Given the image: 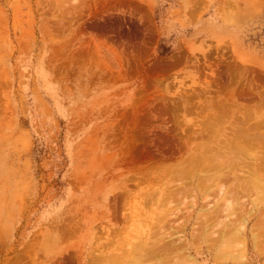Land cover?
I'll list each match as a JSON object with an SVG mask.
<instances>
[{
	"label": "rangeland",
	"instance_id": "rangeland-1",
	"mask_svg": "<svg viewBox=\"0 0 264 264\" xmlns=\"http://www.w3.org/2000/svg\"><path fill=\"white\" fill-rule=\"evenodd\" d=\"M49 1L0 0V264H132L136 243L165 234L186 245L176 264H264V190L247 166L264 159V0H137L154 25L147 53L133 8L62 31L70 17ZM226 143L239 195H219L233 175L196 204L173 190L172 168Z\"/></svg>",
	"mask_w": 264,
	"mask_h": 264
},
{
	"label": "bare ground",
	"instance_id": "bare-ground-1",
	"mask_svg": "<svg viewBox=\"0 0 264 264\" xmlns=\"http://www.w3.org/2000/svg\"><path fill=\"white\" fill-rule=\"evenodd\" d=\"M41 2L42 1H44V0H40ZM48 1V0H47ZM92 1H94V2H96L94 5V8H92L91 6H90V3L92 2ZM46 2V1H45ZM44 2V3H45ZM55 2L57 3V2H59L58 3V6H59V8L61 9V11L63 12V14H61V16L59 17V15H60V13H58V11H57V17H59V18H62V15H64L65 16V18L66 19H69V17H70V20L67 22V20L65 21V22H67V23H63V20H61L62 21V23H63V25H62V23L60 24L59 22H57V21H59V20H57L56 21V19L57 18H55V22H56V24L55 25H59L60 24V26H62L63 27V30L62 31H64L66 28H68V30L70 29V27H72L73 25H75L76 26V28L79 26H81L83 29L84 28H91V27H93V20H94V22H95V20L98 18V17H100V16H102L106 11H108V9L109 10H111V9H113L117 4H120V5H118V6H121V5H123V6H126V8H128V7H130V8H133L134 10H135V13L136 14H138L139 16H141L140 18H141V21H142V23H144L141 27H135V33H134V35L136 36V38H137V46H142L143 48H142V50H143V52H145V53H147L148 52V43H149V40H152V38H153V31H154V25H153V23H152V20H151V17H150V14H149V12H148V10H147V8H146V6H144L143 4H140L141 2H139V1H137V0H55ZM54 2V3H55ZM93 2V3H94ZM43 3V4H44ZM49 3L51 4L52 3V1H49ZM51 4V5H54V6H52L53 8L54 7H56L55 6V4ZM92 3V4H93ZM42 4V5H43ZM49 5V4H48ZM51 5H49L50 7H51ZM46 6H47V4H46ZM48 9V10H50L49 11V13H51L54 9ZM116 8V7H115ZM41 9V8H40ZM52 10V11H51ZM129 10V9H128ZM56 12V11H55ZM133 12V11H132ZM45 13V12H44ZM64 13H67L68 15H69V17L67 16V14H64ZM46 14H48V12L46 11ZM53 16V15H55V14H50L49 16ZM67 16V17H66ZM136 16V15H135ZM74 18L76 19V20H74ZM53 20H52V22H53ZM48 21H50L51 22V20H48ZM90 21H92V22H90ZM49 22V23H50ZM51 22V23H52ZM58 23V24H57ZM53 24V23H52ZM69 24V26H67ZM96 24V23H95ZM121 24V22H120V20H119V23H118V25H120ZM133 25H137L136 24V21L135 20H133V22H132V26ZM49 27H50V25H49ZM56 29H57V26H54ZM80 27V28H81ZM153 27V28H152ZM52 28V27H51ZM61 28V27H60ZM80 28H78V30L80 29ZM56 29H54L53 28V31L55 30V33H57L58 31L57 30H59V28L56 30ZM82 29V30H83ZM88 30V29H87ZM52 30H51V32L50 33H52L53 32ZM57 31V32H56ZM61 30H59V33H61L60 32ZM66 31H67V29H66ZM85 31V30H84ZM79 32V31H78ZM48 33V32H47ZM71 33V32H70ZM74 33V32H73ZM77 33V32H76ZM58 34V33H57ZM53 35V34H52ZM60 35V34H59ZM54 36V35H53ZM61 36V35H60ZM56 37H58V36H56ZM77 37V36H76ZM75 39H77V38H75ZM70 41H72L71 39H70ZM73 43V42H72ZM151 44V43H150ZM130 50V49H129ZM137 50H138V48H137ZM142 50H141V52H142ZM53 55V54H52ZM143 55V54H142ZM142 55H141V57H142ZM129 57H130V55H129ZM143 57H144V55H143ZM145 58H146V55H145ZM147 59V58H146ZM176 61V60H175ZM156 63H157V65H155V66H159V65H162L163 64V62L162 61H156ZM159 64V65H158ZM60 71V70H59ZM59 74V73H58ZM162 109V108H161ZM264 124V123H263ZM258 128V127H257ZM245 130V129H244ZM235 137V136H234ZM260 137V136H259ZM237 146V145H236ZM238 147H239V145H238ZM240 147H242V145H240ZM221 148V147H220ZM220 148L215 152V153H213L212 151H213V149H214V147H213V149H212V147L211 146H209V145H200L197 149H196V147L194 148V149H196V150H194V152H192L191 153V155H189V157L187 158V161H184V162H182V164L180 163V164H177L174 168H172L173 169V172L175 171V176H181V178L184 176L185 178H186V180H183V179H185L184 177L181 179V180H183V181H181V180H179L180 182L176 185V187L173 189V190H177V192L179 191V193H189V194H192V201H193V203L194 204H196V203H198V196H199V194L201 193L202 195H206L209 191H210V189H211V185H215V186H217L218 184V182H220V181H224V180H226L227 178H228V175H233L232 177V179H233V182H235V184L234 185H231L230 183H229V185H228V187L227 186H224L223 184H221V186H219V189H220V194L219 195H221L222 197L221 198H223V197H225V194H231L232 196L234 195V197H235V194H237V195H239L238 193H240V192H242V187H241V183H237L239 180H241V176L242 175H240L239 173L242 171L240 168H239V166L238 165H240L239 163H238V161L234 158V156H232V158H231V160H230V158L229 157H227V152H229V149H230V147L229 148H227V143L225 144V146H223L221 149H224V148H226L225 150H224V154L226 155V157H224V158H219L218 156L217 157H215V155H219V154H221L222 152L220 151ZM237 148H235V150H236ZM250 149V148H249ZM232 150H234V147H232L231 149H230V152L232 153ZM239 150V149H238ZM237 150V152L236 153H238L239 151ZM209 151H210V153H209ZM245 151V150H244ZM168 152V151H167ZM166 152V153H167ZM240 152H241V150H240ZM169 154V153H168ZM229 154V153H228ZM222 155V154H221ZM231 155V154H230ZM220 156V155H219ZM230 160V161H229ZM256 160V159H255ZM246 162V161H245ZM244 162V163H245ZM247 164L249 163V161L248 162H246ZM175 165V164H174ZM243 165H246V164H243ZM250 169V171H251V173L253 174V176H254V178H252V179H250V180H254L253 182H257L258 184H260L261 186L259 187L258 186V184L257 185H255L256 187L258 186L259 188H261L262 190H264V181H262V179H261V177H258L259 175L260 176H262L263 174H264V159L262 160V161H260L259 163L258 162H251L250 163V165H247ZM247 166H244V167H247ZM160 169V168H159ZM224 169H226V170H224ZM162 170V169H161ZM165 170V169H164ZM168 170V169H167ZM171 170V169H170ZM226 171V173L225 174H221V173H224ZM172 172V171H171ZM237 172V173H236ZM160 174V173H159ZM171 174V173H170ZM219 174H221V175H219ZM167 175V174H166ZM256 175H258V176H256ZM150 176H151V174H150ZM164 177V176H163ZM169 177V176H168ZM173 177V176H172ZM252 177V176H251ZM264 177V175L262 176V178ZM158 179H159V177H158ZM172 179H174V178H172ZM171 179V180H172ZM214 179V180H213ZM228 179H230V178H228ZM139 180V179H138ZM235 180V181H234ZM263 180H264V178H263ZM147 181V180H146ZM215 181H217V182H215ZM252 181H250L252 184H255V183H253ZM139 182H141V181H139ZM142 183V182H141ZM162 185H163V183H162ZM249 186V185H248ZM159 187V186H158ZM213 187V186H212ZM250 189H251V187H249ZM254 188V187H253ZM149 189V188H148ZM172 189V188H171ZM156 190V189H155ZM215 190V189H214ZM243 190H245V187H244V189ZM248 190V189H247ZM152 191V190H151ZM261 191V190H260ZM168 192V191H167ZM172 193H173V195L172 196H174L175 194L176 195H179V194H177L176 192L174 193L173 191H171ZM148 193V192H147ZM152 193V192H151ZM168 194V193H167ZM133 195V194H132ZM152 196L154 195V194H151ZM169 195V194H168ZM170 195H171V193H170ZM183 195V194H182ZM229 195H227V196H229ZM230 195V196H231ZM260 195V194H259ZM258 195V196H259ZM118 195H116V197H117ZM148 196V195H147ZM149 196H150V194H149ZM151 196V197H152ZM184 196V195H183ZM183 196H181L180 195V197H179V199L182 197L183 198ZM187 196H189V195H187ZM115 197V195H114V198H116ZM138 197V196H137ZM158 197V196H157ZM157 197L156 198H154V196L152 197V198H150V199H155L156 201L157 200H159V198L157 199ZM170 197V196H169ZM190 197V196H189ZM239 197V196H238ZM176 198H178V197H176ZM186 198V197H185ZM229 198V197H228ZM116 199H118V198H116ZM136 200H137V198H135ZM144 199H145V196H144ZM149 199V198H148ZM150 199H149V201H150ZM264 199V198H263ZM113 200V199H112ZM147 200V199H146ZM154 200V201H155ZM140 201H143L142 200V198H141V200ZM148 201V202H149ZM153 201V200H152ZM162 201V200H161ZM165 201V200H164ZM168 201V200H167ZM171 201V200H170ZM175 201H176V199H175ZM174 201V202H175ZM179 201V200H178ZM235 201V200H234ZM258 201H260V200H258ZM133 202H135V201H133ZM173 202V201H172ZM171 202V203H172ZM187 202H188V200H187ZM140 203H143V202H140ZM139 203V204H140ZM169 202H167L166 204H168ZM192 203V202H191ZM192 203V204H193ZM234 203V202H233ZM148 204V203H147ZM164 204V203H163ZM162 204V205H163ZM184 204H186V203H184ZM222 204V203H221ZM260 204H261V202H260ZM263 204H264V202H263ZM191 205V204H190ZM190 205H189V207H190ZM223 205V204H222ZM226 205V208L225 209H229V210H227V211H230L231 209L230 208H232V210H234L233 208V204H232V202H231V200H229L228 201V203L227 204H225ZM138 206H140V205H138ZM153 206V205H152ZM167 206V205H166ZM184 205H183V203H182V207H183ZM186 206H188V203H187V205ZM196 206V205H195ZM147 207H149L148 205H147ZM150 207H151V204H150ZM165 207V206H164ZM168 207V206H167ZM171 207V206H170ZM143 210H144V208H142ZM151 209V208H150ZM163 209H165V208H163ZM142 210V211H143ZM146 210V209H145ZM175 210V209H174ZM237 210V209H236ZM172 210H170L169 212H171ZM179 211V210H178ZM210 211V210H209ZM214 211H215V209H214ZM139 212H141V210L139 209ZM165 212V211H164ZM173 212V211H172ZM191 212V211H190ZM189 211H188V213H190ZM211 212V211H210ZM142 213V212H141ZM146 213V212H145ZM175 213H177V212H175ZM174 213V214H175ZM179 213V212H178ZM212 213V215H213V213L214 212H211ZM216 213V212H215ZM219 213V212H218ZM229 213V212H228ZM232 213H234V212H232ZM238 213V212H237ZM147 214V213H146ZM169 215L171 214V213H168ZM234 214H236V213H234ZM239 214V213H238ZM250 214V213H249ZM143 215V214H142ZM158 215V214H157ZM178 215V214H177ZM191 215V214H190ZM205 215V214H204ZM215 215V214H214ZM156 216V215H155ZM171 216H172V214H171ZM170 216V217H171ZM200 216H201V214H200ZM207 216H208V214L206 215V218H207ZM228 216H229V214H228ZM143 217V216H142ZM141 217V218H142ZM173 217H175V216H173ZM176 217H178V216H176ZM175 217V218H176ZM188 217V216H187ZM202 217H204V216H201V218ZM115 218H116V216H115ZM200 218V220H202ZM209 218V217H208ZM212 218V220H213V216L211 217L210 216V219ZM205 219V218H204ZM203 219V220H204ZM262 219V218H261ZM156 220V219H155ZM159 220V219H158ZM166 219H164V221H162V219H161V221H159V223H160V225H163L164 223H167L168 222V220L167 221H165ZM203 220H202V224H200V225H202L203 227V229H201L202 230V234H204L207 230H206V228H207V225H205L204 223L205 222H203ZM243 220V219H242ZM241 220V224L239 225V227H235L236 229L231 233V232H229V233H231V236H227V239H226V243L225 244H227V247H229V245H231L232 243H234L233 245H235V243H236V245L237 244H239L241 241H239V239H241V237L243 236H241V233H242V230H245L244 229V226H243V223L242 222H244V221H242ZM121 221H122V219H121ZM148 221V220H147ZM169 221H171V219L169 220ZM209 221V219L207 220V222ZM222 221V220H221ZM229 221V220H228ZM175 221H173V223H174ZM206 222V224H208ZM236 222V221H235ZM170 223V222H169ZM224 223V222H223ZM222 223V224H223ZM239 223V222H238ZM245 223V222H244ZM259 223V222H258ZM262 223V222H261ZM172 224V223H171ZM170 224V225H171ZM220 224V223H219ZM224 224H226V223H224ZM223 224V225H224ZM236 224V223H235ZM155 225V224H154ZM261 225V224H260ZM172 226V225H171ZM209 226V225H208ZM236 226H238V225H236ZM146 227V226H145ZM158 227V226H157ZM156 227V228H157ZM163 227V226H162ZM161 227V228H162ZM170 227V226H169ZM178 227H179V225H178ZM223 227V226H222ZM226 227V226H225ZM225 227H224V232H225ZM150 228V227H149ZM165 228H167V227H165ZM176 228H177V226H175L173 229L174 230H176ZM234 228V227H233ZM75 229V228H74ZM155 229V228H154ZM164 229V228H163ZM210 229V228H209ZM116 230V229H115ZM160 230V229H159ZM172 230V229H171ZM177 230H178V228H177ZM176 230V231H177ZM198 230H200V228L198 227V229L197 228H193V230H192V236H194L195 237V234H197L198 233ZM214 230V229H213ZM231 230H232V228H231ZM157 231V230H156ZM168 231H170V230H168ZM230 231V230H229ZM164 232V231H163ZM162 232V233H163ZM175 232V231H174ZM209 232H211V230L209 231ZM208 232V233H209ZM223 232V231H222ZM121 233V232H120ZM157 233V232H156ZM166 233H171V232H166ZM215 233V232H214ZM127 234V233H126ZM153 234H154V232H153ZM174 233H172V235H173ZM212 234V233H211ZM221 234H223V233H221ZM162 235V234H161ZM160 235V236H161ZM224 235H226V234H224ZM223 235V236H224ZM256 235V234H255ZM171 236V235H170ZM170 236H168L167 234H165L164 235V237H163V239L166 237H168L169 239L168 240H165V242H163L162 240H161V237H159V238H157V239H159L158 241H162V243H160L161 245H157V246H154V245H148V243L146 242V240L145 239H143L142 238V240H140L138 243H136V245H134V249H132L131 248V252H133L134 251V253H132V256H133V260H132V264H176L177 262H181L182 260H184V259H186V258H188V257H186L187 255H189L188 253H186V251H185V249L183 248V246L184 247H186V245H184V244H180L179 242H177V241H174V240H171V238H170ZM210 236V235H209ZM220 236V235H219ZM241 236V237H240ZM200 237V236H199ZM202 237V236H201ZM126 238V237H125ZM173 238V237H172ZM220 238V237H219ZM223 238V237H222ZM222 238H220V239H218V240H221ZM224 238H226V237H224ZM141 239V238H140ZM148 239V238H147ZM216 239V240H217ZM244 239V238H243ZM108 240V239H107ZM225 240V239H224ZM238 240V241H237ZM111 241V240H110ZM155 241V240H154ZM237 241V242H236ZM150 242V241H149ZM156 242V241H155ZM222 242V241H221ZM130 243V242H129ZM158 242H156V243H154V244H157ZM224 244V243H223ZM224 244V245H225ZM222 245V244H221ZM223 245V248L221 249H219L218 251L220 252V253H222V254H224V255H228V257H231V258H233V256H234V254H233V251L232 252H230L229 251V249L228 248H226L227 249V251L225 250V248L224 247H226V246H224ZM147 246V247H146ZM212 247V246H211ZM133 250V251H132ZM221 250V251H220ZM231 250V249H230ZM185 251V252H184ZM218 252V253H219ZM127 253V252H126ZM185 253H186V256H185ZM243 253V252H242ZM105 254V253H104ZM235 255H237L236 253H235ZM238 255H239V253H238ZM104 256V255H103ZM114 256H115V254H114ZM131 256V255H130ZM109 258V257H108ZM120 259V258H119ZM123 259V258H122ZM132 259V258H131ZM105 260V259H104ZM173 260H175V261H173ZM186 261V260H185ZM91 262V261H90ZM129 262V261H128ZM183 262V261H182ZM123 263V262H122ZM182 264V263H181Z\"/></svg>",
	"mask_w": 264,
	"mask_h": 264
}]
</instances>
